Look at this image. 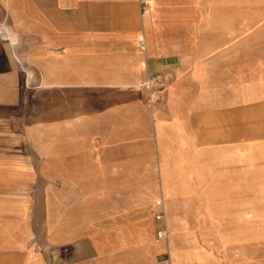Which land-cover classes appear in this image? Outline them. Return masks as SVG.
<instances>
[{"label": "crops", "instance_id": "crops-1", "mask_svg": "<svg viewBox=\"0 0 264 264\" xmlns=\"http://www.w3.org/2000/svg\"><path fill=\"white\" fill-rule=\"evenodd\" d=\"M0 264H264V0H0Z\"/></svg>", "mask_w": 264, "mask_h": 264}, {"label": "built area", "instance_id": "built-area-1", "mask_svg": "<svg viewBox=\"0 0 264 264\" xmlns=\"http://www.w3.org/2000/svg\"><path fill=\"white\" fill-rule=\"evenodd\" d=\"M168 86L169 79L162 74L153 75L147 78L143 83V88L147 92V102L152 107H157L165 98ZM160 236H165V232Z\"/></svg>", "mask_w": 264, "mask_h": 264}, {"label": "bare ground", "instance_id": "bare-ground-1", "mask_svg": "<svg viewBox=\"0 0 264 264\" xmlns=\"http://www.w3.org/2000/svg\"><path fill=\"white\" fill-rule=\"evenodd\" d=\"M9 35V34H8Z\"/></svg>", "mask_w": 264, "mask_h": 264}]
</instances>
